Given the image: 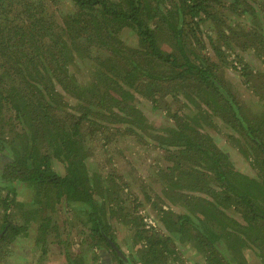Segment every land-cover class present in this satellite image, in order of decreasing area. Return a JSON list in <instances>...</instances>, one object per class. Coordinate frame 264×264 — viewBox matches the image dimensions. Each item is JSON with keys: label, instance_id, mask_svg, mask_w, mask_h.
I'll return each mask as SVG.
<instances>
[{"label": "trees", "instance_id": "trees-1", "mask_svg": "<svg viewBox=\"0 0 264 264\" xmlns=\"http://www.w3.org/2000/svg\"><path fill=\"white\" fill-rule=\"evenodd\" d=\"M42 1L0 0V247L26 231L10 219L12 209L23 207L14 198L17 187L24 185L39 190L30 206L42 198L54 199L48 200L51 208L55 202L76 205L87 214L90 236L127 264L112 248L118 244L106 219L107 210L129 216L117 207L122 199L116 181L112 175L90 173L87 161L90 142L112 141L125 132L164 152L170 165L155 176L162 175V193L170 204L192 201L189 214L160 210L171 235L156 230L146 235L135 218L140 221L136 238L146 244L141 264L162 259L170 264L177 255L172 237L190 238L206 264H247L243 253L248 248L264 263V173L253 179L237 171L229 155L201 129L214 125L212 114L227 113L263 159L264 141L217 77V65L194 51L201 43L199 30L210 21L219 41L230 46L228 39L238 31L223 12L247 13L250 0H70L76 8L60 29L46 17ZM125 31L136 36V47L123 40ZM210 42L221 55L218 43ZM79 65L91 69L79 77L72 69ZM137 95L151 101L155 112L169 109L170 96L179 104L178 113L170 110L168 115L175 126L151 124L133 104ZM197 97L209 98L201 104ZM189 105L196 110L194 117L187 114ZM13 119L21 132L13 131L8 139L4 127ZM56 163L63 165L64 174ZM3 187L8 190L5 198ZM44 220L50 222L47 216ZM128 259V264H138Z\"/></svg>", "mask_w": 264, "mask_h": 264}, {"label": "rangeland", "instance_id": "rangeland-1", "mask_svg": "<svg viewBox=\"0 0 264 264\" xmlns=\"http://www.w3.org/2000/svg\"><path fill=\"white\" fill-rule=\"evenodd\" d=\"M34 1L37 3L39 0ZM42 3L46 17L57 29L65 26L66 16L72 14L76 8L70 0H43ZM247 4L248 6H245L248 9L247 13L242 14L241 11L234 13L230 9L223 12L228 24L238 31L236 36L228 39L230 46H227L224 41H219L216 25L213 26L210 21L204 23L205 28L202 27L199 30L197 37L201 43L194 45V51L196 54H203L217 65V77L230 90L251 128L257 131L256 136L264 141V10L260 8L264 0H250ZM224 30L226 31L227 28ZM121 37L127 41L128 46L132 48L137 46V38L132 33L125 31ZM210 39L218 43L221 55L213 50ZM166 47L172 48L171 44ZM72 69L80 77L82 72H86V69L91 67L79 65L72 66ZM208 98L197 97L196 99L203 104L206 103L204 99ZM167 102L170 104L169 109L162 108L157 112L152 109L154 104L143 99L142 96L137 95L133 104L155 127H174L175 121L168 118V115L170 110L172 114L178 113L179 104L170 96L166 98ZM209 103L211 106L208 107L212 109L211 101ZM160 104L163 107L162 102L158 105ZM187 107V114L194 117L196 112L194 106ZM11 116L8 115L7 118ZM211 116L214 125H204L201 130L205 132L204 134H209L215 140L217 147L229 155L237 171L257 179L261 173H264L263 170L261 171L264 159L260 150L253 146L240 128L236 129V126L229 122L233 120L230 114L219 112ZM12 123L4 127L7 128L5 135L8 139L14 136L13 131L21 132L22 126L19 122H14L13 119ZM123 133L121 136L117 135L112 141L102 140L101 143L96 144L90 142L88 169L90 173L97 172L99 175L114 177L117 185L115 191L118 190V198L122 199L121 202L117 201V207H123L124 211H120L121 214L129 216L123 218L116 213L112 214V210H107L106 219L123 253L141 264L146 244L144 240L139 241L136 238V226L140 224L138 223L140 221L135 218L139 217L144 224L142 228L147 231L146 235L155 232L154 230L159 234L171 235L163 225L160 210L172 211L179 215L189 214L188 206H191L192 201L184 200L179 201L177 206L171 205L162 193V175L155 176L157 173L161 174L170 165L165 159L164 152L144 145L141 138L132 137L131 133ZM106 143L108 144L104 145ZM106 149H111L110 153L107 154ZM256 156L259 160H256ZM55 168L61 174L65 173L61 163H56ZM109 178L113 181L112 177ZM4 188L1 191L3 198L7 197L8 192ZM36 193H39V190L29 186L17 187V196L13 198L20 206L23 204V207L12 209L10 219L16 226L26 227V231H22L8 247H0V264H73V262L75 264H121L108 245L90 236L87 214L84 215L76 209V205L66 202H55L56 204H53L54 207L51 208L49 201L54 200L53 198L45 200L40 197L43 199H40V204L30 206L35 198L37 200ZM185 195L198 196L196 193H185ZM228 213L241 220L239 214L233 211ZM45 216L50 219V222L44 220ZM2 217L3 209L0 206V228ZM132 219L133 221L130 222ZM43 229L46 230V234H43ZM172 238L175 239L177 255L170 258V264H206L204 255L193 246L190 238L182 237L183 240ZM243 255L247 264H264L259 254L251 248L246 249ZM162 260L152 264H163Z\"/></svg>", "mask_w": 264, "mask_h": 264}, {"label": "water", "instance_id": "water-1", "mask_svg": "<svg viewBox=\"0 0 264 264\" xmlns=\"http://www.w3.org/2000/svg\"><path fill=\"white\" fill-rule=\"evenodd\" d=\"M114 249L116 250V252L118 253L119 257L125 262V263H129V259L127 258V256L119 250V248L117 247V245L113 244Z\"/></svg>", "mask_w": 264, "mask_h": 264}, {"label": "flooded vegetation", "instance_id": "flooded-vegetation-1", "mask_svg": "<svg viewBox=\"0 0 264 264\" xmlns=\"http://www.w3.org/2000/svg\"><path fill=\"white\" fill-rule=\"evenodd\" d=\"M112 245H113V244H112ZM118 246H119V245H118ZM118 246H117V247H118ZM112 248H114V247H112ZM118 248H119V247H118ZM119 250L122 251L121 248H119ZM115 251H116V250H115ZM122 252H123V251H122ZM117 254H118V253H117ZM118 256H119V255H118ZM127 258H128V256H127Z\"/></svg>", "mask_w": 264, "mask_h": 264}]
</instances>
